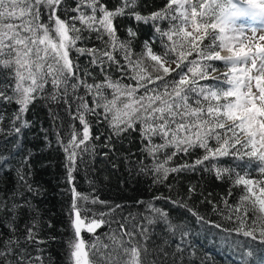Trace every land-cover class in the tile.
I'll return each instance as SVG.
<instances>
[{
	"label": "snow or ice",
	"instance_id": "obj_1",
	"mask_svg": "<svg viewBox=\"0 0 264 264\" xmlns=\"http://www.w3.org/2000/svg\"><path fill=\"white\" fill-rule=\"evenodd\" d=\"M124 18L149 30L139 51L137 28L120 31ZM37 102L62 154L66 264H185L192 230L169 207L224 233L237 264H264V0H163L148 11L138 0H0V103L15 105L7 122L0 110V172L14 185L0 193V264H46L54 239L42 234L51 224L35 203L42 192L22 140ZM131 137L136 151L121 158L130 175L171 192L169 177L208 172L229 185L222 207L189 184L183 196L137 201L135 214L96 208L108 202L77 191L76 174ZM193 196L229 226L189 206Z\"/></svg>",
	"mask_w": 264,
	"mask_h": 264
},
{
	"label": "trees",
	"instance_id": "obj_2",
	"mask_svg": "<svg viewBox=\"0 0 264 264\" xmlns=\"http://www.w3.org/2000/svg\"><path fill=\"white\" fill-rule=\"evenodd\" d=\"M116 3L118 0H111V4ZM162 3L163 0H138V5L143 11L157 8ZM118 23L121 26V33L129 26L137 28L139 32L137 51H139L140 42L148 36V28L144 25H133V21L128 18L120 19ZM14 109V104L0 103V110L3 111L5 122ZM28 118L33 121V128L28 130L27 136L22 140L26 141L27 149L33 153L30 160L32 182L38 185L42 192L35 203L38 205L44 224H51V228L45 226L42 234L46 237H54L46 247V264H66L65 242L69 238L71 229L67 215L69 196L66 194L62 154L54 145L53 127H50L47 106L37 102L30 110ZM42 129L48 130V138L53 141L52 147L45 146ZM130 139L133 140V143L124 141L122 145H117L120 152L115 155L110 154L108 158L97 156L91 167L78 171L76 174L77 191L98 196L101 200L108 202L107 205H97L96 208L106 211L112 205H121V208L116 210L121 215L135 214L142 209V205L137 204V201H148L155 195H172L175 197L179 193L183 196L189 184L197 186L198 190L204 193V196L212 193L208 199L217 203L218 207H222L218 203L219 198L227 195L229 185L227 182L215 180L208 172L199 170L194 173L189 172L180 175L177 180H172L169 177L172 182L171 192H169L166 184H152L149 176L130 175L129 171L125 169V164L121 162L122 155H127L126 149L130 148L133 152L136 151L135 137ZM198 155H200L199 151L184 159L191 162ZM113 164L116 167H113ZM13 187V178L9 176L8 172H0V193H10ZM232 191L233 195L229 197L230 204L239 196L237 189ZM201 199L199 196H193L191 200H188V204L201 215H204L207 220L222 223L228 227L227 222L222 221L221 217L212 211V205L206 201L201 202ZM156 203L157 206L166 207L162 201ZM169 211L170 216L174 219L185 218L192 230V234L188 238L190 248L183 257L185 264H237L239 256L229 245L223 242L224 233L210 225L196 224L184 209H171L169 207ZM116 218L119 219L120 217L117 216ZM100 231L103 229L98 230V232ZM83 235L86 240H90L91 234L85 233Z\"/></svg>",
	"mask_w": 264,
	"mask_h": 264
}]
</instances>
